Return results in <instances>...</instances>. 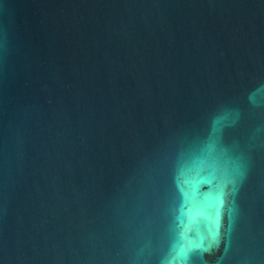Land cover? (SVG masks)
Returning a JSON list of instances; mask_svg holds the SVG:
<instances>
[{"label": "water", "instance_id": "water-1", "mask_svg": "<svg viewBox=\"0 0 264 264\" xmlns=\"http://www.w3.org/2000/svg\"><path fill=\"white\" fill-rule=\"evenodd\" d=\"M0 264H264V0H0Z\"/></svg>", "mask_w": 264, "mask_h": 264}]
</instances>
